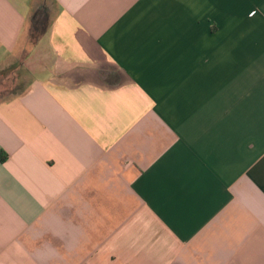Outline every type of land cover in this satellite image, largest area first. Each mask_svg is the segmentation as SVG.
Wrapping results in <instances>:
<instances>
[{"label": "crops", "instance_id": "1", "mask_svg": "<svg viewBox=\"0 0 264 264\" xmlns=\"http://www.w3.org/2000/svg\"><path fill=\"white\" fill-rule=\"evenodd\" d=\"M30 32L0 264H264V0H0V77Z\"/></svg>", "mask_w": 264, "mask_h": 264}, {"label": "rangeland", "instance_id": "2", "mask_svg": "<svg viewBox=\"0 0 264 264\" xmlns=\"http://www.w3.org/2000/svg\"><path fill=\"white\" fill-rule=\"evenodd\" d=\"M32 33L33 32L29 33L30 36H28V38H24V41L25 40L26 41H25V43H23L24 44L23 49H22L23 54H21V55H22L23 59L25 60V62H22V63L20 62L21 66L24 67V70L22 69L21 71H23V73L19 74V75H22V77H20L19 75L17 76L14 72L7 74L6 76L0 77V97H7L8 95H10V93H12L15 89H17L18 82L19 83H25L27 81V79L29 78V75H28L29 69H27V66H29V63H27L28 62L27 51L31 47V44H33V42L37 38L35 36L37 34V32L33 33L34 36H32ZM48 54H50V53H48ZM30 60H32V59H30ZM30 64L32 66V63H30Z\"/></svg>", "mask_w": 264, "mask_h": 264}, {"label": "trees", "instance_id": "3", "mask_svg": "<svg viewBox=\"0 0 264 264\" xmlns=\"http://www.w3.org/2000/svg\"><path fill=\"white\" fill-rule=\"evenodd\" d=\"M4 158H5V155L0 153V160H4Z\"/></svg>", "mask_w": 264, "mask_h": 264}]
</instances>
